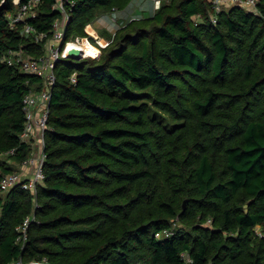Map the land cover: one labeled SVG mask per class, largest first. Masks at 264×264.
I'll return each instance as SVG.
<instances>
[{
	"label": "trees",
	"instance_id": "trees-1",
	"mask_svg": "<svg viewBox=\"0 0 264 264\" xmlns=\"http://www.w3.org/2000/svg\"><path fill=\"white\" fill-rule=\"evenodd\" d=\"M39 1L27 22L51 36L57 0ZM114 1L67 2L66 38ZM15 11L0 0V154L22 163V99L43 80L4 58L44 43L10 26ZM211 13L208 0H175L98 58L57 62L37 206L0 191V264H264V0ZM176 218L183 227L155 237Z\"/></svg>",
	"mask_w": 264,
	"mask_h": 264
},
{
	"label": "built area",
	"instance_id": "built-area-1",
	"mask_svg": "<svg viewBox=\"0 0 264 264\" xmlns=\"http://www.w3.org/2000/svg\"><path fill=\"white\" fill-rule=\"evenodd\" d=\"M162 1V0H156ZM70 0H57L55 8L60 11L61 17L55 19L52 23L51 36H47L46 33L38 31L35 27L27 22V19L34 17L37 14V6L40 3L39 0H28L22 5H18L19 0H13L16 6L15 13H10L7 17L10 19V26L14 27L16 23H22V34L31 35L34 41H43V53L35 59L23 60L20 58L22 49L9 50L7 55H13V57L7 58L8 64H17L23 72L37 75L43 80V87L36 90H29L22 99V109L24 112V127L19 137L21 141L30 142L32 137L39 138L42 147L39 155L30 157V159L24 160L21 164L23 166L28 165L30 170L29 176L24 178L16 173L2 174L0 177V191L6 192L12 188H20L29 191L31 194L37 192V187L43 183L44 180V133L47 129V120L49 115V103L52 96V90L56 81L55 68L57 62L62 59L68 58V52L72 49L86 47L89 41V35L77 36L74 40L66 39V31L68 26V16L65 11V4ZM213 9L211 15L212 22H216L217 13L222 11L226 7L240 6L244 9H255L258 0H208ZM88 25V24H87ZM86 25V27H87ZM87 32L89 29H86ZM62 48H61V44ZM98 49V48H97ZM99 54V53H98ZM6 55V56H7ZM85 53L82 52V57ZM90 56V55H88ZM94 56V55H92ZM95 57V56H94ZM98 57V55H97ZM5 59V58H4ZM70 80L76 82V74L72 73ZM10 154L13 151L9 152ZM35 221V215L27 216L23 221L18 224L15 229L18 232V240L25 243L28 236V228L30 224ZM173 233L168 229L155 233V237L161 238L163 235L166 237L171 236ZM183 258L186 262L190 259L183 253ZM11 264H24L21 259ZM30 264H47V261H32Z\"/></svg>",
	"mask_w": 264,
	"mask_h": 264
},
{
	"label": "rangeland",
	"instance_id": "rangeland-1",
	"mask_svg": "<svg viewBox=\"0 0 264 264\" xmlns=\"http://www.w3.org/2000/svg\"><path fill=\"white\" fill-rule=\"evenodd\" d=\"M151 0H118L117 2L114 1L113 6L107 9L98 11L95 15L90 19L89 23V30L86 32L89 35L88 44L93 45L94 47L98 48L100 56L103 48H106L114 39L115 35L119 32L124 31L125 26L135 23L137 25L141 24L143 21L150 20L155 12L163 5H172L175 0H162L160 2H150ZM10 14V13H8ZM7 14V15H8ZM212 14V13H211ZM194 19H198V16H195ZM98 22V24L95 23ZM93 25H96L94 27ZM98 25V26H97ZM93 27V28H92ZM24 37L33 39L31 35L24 34ZM76 38L75 34H71L69 31L68 33V40H74ZM22 49L20 54V58L23 60L28 59H35L37 56H34L33 53L27 51V49ZM9 57H13V55L5 56L6 60ZM98 58L97 56H88L85 55L81 59L84 58ZM70 59V58H69ZM75 60V59H74ZM42 88V87H41ZM33 90L37 89L35 87L32 88ZM40 89V87H39ZM29 145V157H34L39 155L41 151L42 144L37 137H32L30 142H27ZM9 167L12 173H16L21 177H28V171L30 170L28 165L23 166L21 163H18L11 158L9 159L7 154H0V173L4 167ZM10 172V173H11ZM2 193V192H1ZM6 193H2L1 195L5 196ZM31 194V193H30ZM32 195V204H34L33 211L36 205L35 194ZM32 210V209H31ZM32 213L28 214L31 216ZM27 217V216H26ZM174 222L171 223V226L168 228L173 234L176 232V229L183 227V224L176 218L173 220ZM24 264L26 263L22 260Z\"/></svg>",
	"mask_w": 264,
	"mask_h": 264
},
{
	"label": "bare ground",
	"instance_id": "bare-ground-1",
	"mask_svg": "<svg viewBox=\"0 0 264 264\" xmlns=\"http://www.w3.org/2000/svg\"><path fill=\"white\" fill-rule=\"evenodd\" d=\"M76 49H79L80 51L84 52L85 55H90V56L94 55L95 57L99 53V50L91 44H87V46L83 47V49L81 47L76 48Z\"/></svg>",
	"mask_w": 264,
	"mask_h": 264
},
{
	"label": "water",
	"instance_id": "water-1",
	"mask_svg": "<svg viewBox=\"0 0 264 264\" xmlns=\"http://www.w3.org/2000/svg\"><path fill=\"white\" fill-rule=\"evenodd\" d=\"M63 43L61 44V48H62ZM68 58L70 59H75V60H80L82 58V51H80L79 49H72L68 52ZM185 205V201L183 202V208Z\"/></svg>",
	"mask_w": 264,
	"mask_h": 264
},
{
	"label": "crops",
	"instance_id": "crops-1",
	"mask_svg": "<svg viewBox=\"0 0 264 264\" xmlns=\"http://www.w3.org/2000/svg\"><path fill=\"white\" fill-rule=\"evenodd\" d=\"M150 2L154 3V2H160V1H156V0H151ZM96 24H98L97 21H95ZM94 27H96V25H93ZM98 26V25H97ZM89 24L87 25L86 29H89ZM93 28V27H92Z\"/></svg>",
	"mask_w": 264,
	"mask_h": 264
}]
</instances>
